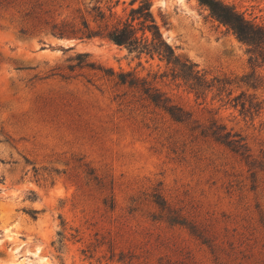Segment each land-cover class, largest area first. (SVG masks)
Wrapping results in <instances>:
<instances>
[{"label": "rangeland", "instance_id": "1", "mask_svg": "<svg viewBox=\"0 0 264 264\" xmlns=\"http://www.w3.org/2000/svg\"><path fill=\"white\" fill-rule=\"evenodd\" d=\"M130 1L0 0V264H264V167L195 128L216 118L257 157L264 108L243 117L213 92L195 99L179 80H153L167 69L157 56L60 34L123 20ZM150 1L181 60L264 104V85L234 86L251 70L246 47L205 6ZM220 1L264 24V0ZM103 69L152 80L191 120L173 121ZM153 193L185 224L168 222Z\"/></svg>", "mask_w": 264, "mask_h": 264}, {"label": "trees", "instance_id": "2", "mask_svg": "<svg viewBox=\"0 0 264 264\" xmlns=\"http://www.w3.org/2000/svg\"><path fill=\"white\" fill-rule=\"evenodd\" d=\"M136 0H131L130 4ZM200 5L205 6L210 15L220 24L226 26L238 41L246 47L247 63L251 70L242 75L234 86L242 84L248 88L256 89L264 85V75L257 73V69L264 67V24L257 23L238 11L233 5L220 0H197ZM94 9V8H93ZM97 10V9H95ZM95 19L101 22L104 14L97 10ZM56 28L57 25H52ZM60 29V34L66 32L78 35L80 39L92 38L95 36L104 37L114 44L123 46L129 53L157 56L164 61L166 70L161 74H153L152 79L170 76L172 80L179 82L192 92L195 99H204L209 92L217 97L222 105L229 104L238 108L239 114L243 117L253 119L264 108L263 101L257 100L253 94H247L240 90L234 93L231 88L233 81L226 78H208L206 74L197 68L196 63L188 59L181 60L174 51V48L163 37L160 28L152 14L151 1L139 0L137 5L131 6L123 20L114 24L99 23L90 28L85 21L82 26L68 29ZM88 53H79L77 58L82 60ZM83 62V61H80ZM85 66L93 67L92 62L84 63ZM106 75L114 76L118 83L128 87L136 88L155 107L163 110L173 121L186 123L191 120V113L174 103L171 98L159 87L153 85L152 80L139 78L132 71L119 72L114 74L111 69H103ZM198 134L203 138L224 146L232 153L245 160L250 168L264 167V149L259 150L257 157L250 153L246 136L239 131L227 129L226 125L220 123L216 118L210 117L206 124H198ZM253 175V174H252ZM153 202L161 209L167 210L166 220L170 223L185 224L184 220L167 209L165 201L158 193H153ZM109 207H113V201L109 199Z\"/></svg>", "mask_w": 264, "mask_h": 264}, {"label": "bare ground", "instance_id": "3", "mask_svg": "<svg viewBox=\"0 0 264 264\" xmlns=\"http://www.w3.org/2000/svg\"><path fill=\"white\" fill-rule=\"evenodd\" d=\"M5 209L7 210V207H5Z\"/></svg>", "mask_w": 264, "mask_h": 264}]
</instances>
